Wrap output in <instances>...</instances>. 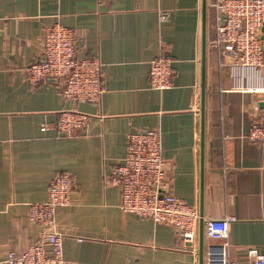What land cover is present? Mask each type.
Instances as JSON below:
<instances>
[{
  "label": "crops",
  "instance_id": "obj_1",
  "mask_svg": "<svg viewBox=\"0 0 264 264\" xmlns=\"http://www.w3.org/2000/svg\"><path fill=\"white\" fill-rule=\"evenodd\" d=\"M212 1L0 0V264L6 251L38 240L28 205L44 201L61 172L75 180L55 216L61 264H198L199 234L193 253L175 227L123 212L119 188L108 183L128 133L142 129L159 132L174 195L203 220L236 217L230 258L252 264L246 248L264 252V143L247 137L252 122L264 126V74L233 65L210 44L218 25ZM54 23L74 32L76 58L100 63L98 102L73 103L51 79L27 80ZM160 54L172 67L163 91L149 83V61ZM64 109L86 113V125L59 131ZM209 242L203 236V248Z\"/></svg>",
  "mask_w": 264,
  "mask_h": 264
},
{
  "label": "built area",
  "instance_id": "obj_2",
  "mask_svg": "<svg viewBox=\"0 0 264 264\" xmlns=\"http://www.w3.org/2000/svg\"><path fill=\"white\" fill-rule=\"evenodd\" d=\"M212 6L218 25L216 37L210 44L220 48L222 56L233 65L264 74V0H213ZM219 13L224 14L223 21ZM168 15L167 11H162L159 18L164 20ZM73 39L74 32L59 23L45 27L41 53L28 65L26 78L31 83L53 80L59 93L73 103L98 102L104 91L100 63L96 59L76 58ZM148 70L151 88L163 91L171 86L172 67L167 55L151 59ZM87 120L88 115L82 111L64 109L59 112L56 127L70 135L75 129L84 127ZM247 137L264 143V126L252 122ZM74 183L71 172L56 173L52 177L47 198L28 205L29 221L41 226L38 240L21 253L6 251L2 263H62L63 234L56 225L55 216L59 207L69 204ZM108 183L119 188V208L123 212L175 227L181 241L196 252L200 215L195 207L170 191L171 178L161 155L157 129L128 133L125 154L112 168ZM234 221V215L203 220V236L211 240L203 248V264H238L228 253L229 227ZM245 254L252 264H264V252L256 247H247Z\"/></svg>",
  "mask_w": 264,
  "mask_h": 264
},
{
  "label": "water",
  "instance_id": "obj_3",
  "mask_svg": "<svg viewBox=\"0 0 264 264\" xmlns=\"http://www.w3.org/2000/svg\"><path fill=\"white\" fill-rule=\"evenodd\" d=\"M219 15L221 17V20L223 21L224 14L219 13ZM204 29H205V7L203 6V11H202V38H203L202 74L204 73V52H205ZM201 109L203 113V96H202ZM198 250H199L198 251V256H199L198 264H203V219H202V215H200V219H199V249Z\"/></svg>",
  "mask_w": 264,
  "mask_h": 264
}]
</instances>
